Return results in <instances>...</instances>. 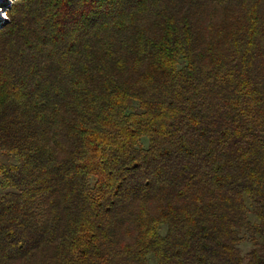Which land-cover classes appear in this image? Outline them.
Segmentation results:
<instances>
[{"label":"trees","instance_id":"obj_1","mask_svg":"<svg viewBox=\"0 0 264 264\" xmlns=\"http://www.w3.org/2000/svg\"><path fill=\"white\" fill-rule=\"evenodd\" d=\"M3 9L0 264H264V0Z\"/></svg>","mask_w":264,"mask_h":264},{"label":"rangeland","instance_id":"obj_2","mask_svg":"<svg viewBox=\"0 0 264 264\" xmlns=\"http://www.w3.org/2000/svg\"><path fill=\"white\" fill-rule=\"evenodd\" d=\"M7 2H9V0H0V17H2V18L5 17V13H4V9H3V3H7ZM242 236H243V238L239 244V247H240L242 253L244 254L251 248L252 242L246 233H243Z\"/></svg>","mask_w":264,"mask_h":264}]
</instances>
